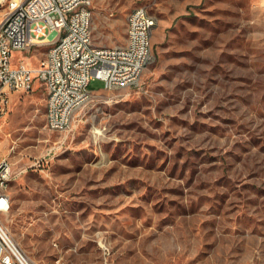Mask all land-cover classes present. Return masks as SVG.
I'll list each match as a JSON object with an SVG mask.
<instances>
[{"label":"rangeland","instance_id":"rangeland-1","mask_svg":"<svg viewBox=\"0 0 264 264\" xmlns=\"http://www.w3.org/2000/svg\"><path fill=\"white\" fill-rule=\"evenodd\" d=\"M141 7L150 62L130 86L92 81L67 130L39 80L11 95L0 222L34 264H264V0H92L93 46L125 45Z\"/></svg>","mask_w":264,"mask_h":264},{"label":"built area","instance_id":"built-area-1","mask_svg":"<svg viewBox=\"0 0 264 264\" xmlns=\"http://www.w3.org/2000/svg\"><path fill=\"white\" fill-rule=\"evenodd\" d=\"M92 0H0V118L9 110L13 93L30 92L36 80L47 92L46 125L52 131L67 130L74 112L92 96L78 95V84L98 80L111 90L134 84L150 62L148 31L153 16L135 9L127 19L125 45L94 47ZM9 32V39H2ZM51 42L39 66L14 62L13 53L39 40ZM93 52V59H86ZM97 64V71L82 73V66ZM69 76H85V83L69 84ZM13 164L0 160V216L10 210L8 188L15 179ZM0 264H34L0 222Z\"/></svg>","mask_w":264,"mask_h":264},{"label":"bare ground","instance_id":"bare-ground-1","mask_svg":"<svg viewBox=\"0 0 264 264\" xmlns=\"http://www.w3.org/2000/svg\"><path fill=\"white\" fill-rule=\"evenodd\" d=\"M155 18L153 17L151 30L148 31V46L149 54L151 49V35L152 30L155 26ZM2 39H9V32H2ZM86 59H93V52H86ZM89 71H97V64H86L82 66V73H89ZM85 83V76H69V84ZM77 94L78 95H87L92 96V91L90 89V84H78L77 85Z\"/></svg>","mask_w":264,"mask_h":264}]
</instances>
